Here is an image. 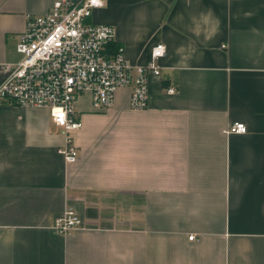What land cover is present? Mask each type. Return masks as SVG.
Instances as JSON below:
<instances>
[{
  "label": "crops",
  "instance_id": "obj_1",
  "mask_svg": "<svg viewBox=\"0 0 264 264\" xmlns=\"http://www.w3.org/2000/svg\"><path fill=\"white\" fill-rule=\"evenodd\" d=\"M52 3L0 0V63ZM92 20L134 64L164 43L161 74L145 109L78 97L70 163L46 108L0 102V264H264V0H107Z\"/></svg>",
  "mask_w": 264,
  "mask_h": 264
},
{
  "label": "built area",
  "instance_id": "obj_2",
  "mask_svg": "<svg viewBox=\"0 0 264 264\" xmlns=\"http://www.w3.org/2000/svg\"><path fill=\"white\" fill-rule=\"evenodd\" d=\"M106 4L107 0H53L46 13L26 17L16 43L21 58L0 63V102L46 108L52 122L63 128L65 140L58 152L69 163L78 157L70 134L81 126L75 110L77 98L90 93L94 110L105 111L115 105L120 89L129 88L130 106L145 109L149 78L161 74L160 60L167 53L166 45L158 43L146 64H134L123 47L111 49L115 27L92 20L93 12ZM176 91L175 87L167 89L168 93ZM246 131L243 123L224 130L226 134ZM82 226L81 217L70 206L54 220V228L63 235Z\"/></svg>",
  "mask_w": 264,
  "mask_h": 264
},
{
  "label": "trees",
  "instance_id": "obj_3",
  "mask_svg": "<svg viewBox=\"0 0 264 264\" xmlns=\"http://www.w3.org/2000/svg\"><path fill=\"white\" fill-rule=\"evenodd\" d=\"M110 47H111V49L115 50V49L118 48V44L116 43V41H114V42H112V43L110 44Z\"/></svg>",
  "mask_w": 264,
  "mask_h": 264
},
{
  "label": "rangeland",
  "instance_id": "obj_4",
  "mask_svg": "<svg viewBox=\"0 0 264 264\" xmlns=\"http://www.w3.org/2000/svg\"><path fill=\"white\" fill-rule=\"evenodd\" d=\"M20 57H21V55H19V57H18V58L20 59ZM79 97H80V96H79Z\"/></svg>",
  "mask_w": 264,
  "mask_h": 264
}]
</instances>
